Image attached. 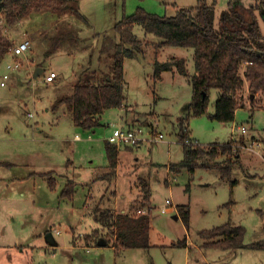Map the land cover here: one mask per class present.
Masks as SVG:
<instances>
[{
	"label": "rangeland",
	"instance_id": "obj_1",
	"mask_svg": "<svg viewBox=\"0 0 264 264\" xmlns=\"http://www.w3.org/2000/svg\"><path fill=\"white\" fill-rule=\"evenodd\" d=\"M77 1L81 17L72 12H49L43 20L35 13V20L41 21L36 28L29 22L32 18L13 26L3 25L12 41L18 43L27 37L32 46L21 57L23 67L11 73L7 86L0 85V264H264V249L207 248L200 235L203 229L231 221L245 227V243L264 238V108L252 102L256 96L251 98L245 91L247 105L237 109L234 121L211 120L208 115L190 118L191 137L202 144L228 142L236 137L247 144L241 147L240 162L229 177H222L214 167L199 166L193 174L187 168L175 172L169 167L184 157L178 130L181 117L189 111L192 85L180 72H166L162 81L154 83L153 62L156 56L161 61L185 57L188 71L194 73L193 47L169 45L155 51L150 45L145 54L126 58L125 105L132 109L129 116L138 111L146 113L152 118L142 124L146 137L152 138L149 130L153 125L164 138L145 140L134 148L121 146L112 180L96 176L108 171L106 142L114 124H125L122 108L107 109L102 114L104 124L92 130L77 127L65 106L53 108L57 97L71 92L74 69L87 65L93 53L98 63V53L107 45L106 36L116 35L117 21L138 7L159 15H174L180 8L195 6L197 0ZM230 1L242 7L255 2L216 0L217 24ZM256 13L264 33V18L259 11ZM25 27L30 32H25ZM62 29L72 31L76 42L68 41L58 52L46 56L53 35ZM134 31L139 39H161L146 34L141 24H136ZM37 65L46 71L35 77L33 69ZM5 66L4 60L0 72L6 70ZM29 66L32 71L27 73ZM94 66H89L90 70ZM51 70L58 76L48 83L46 74ZM219 94V89H211L210 113L215 110ZM240 126L248 132L242 133ZM76 134L82 139L76 140ZM225 158L219 156L211 163ZM51 170L57 177L54 187L50 186L52 178L46 180L41 174ZM141 178L151 184L152 246L117 251L112 243H86L85 236L98 226L92 211L101 197L104 206L126 212L136 198L142 199L137 186ZM68 179L74 181L72 198L62 196ZM233 180L237 184L232 185ZM114 190L116 197L112 195ZM166 199L172 201L169 213L161 210ZM181 205L189 206V226L179 215ZM48 232L54 235L56 244L49 241ZM184 240L187 244L179 245Z\"/></svg>",
	"mask_w": 264,
	"mask_h": 264
},
{
	"label": "trees",
	"instance_id": "obj_2",
	"mask_svg": "<svg viewBox=\"0 0 264 264\" xmlns=\"http://www.w3.org/2000/svg\"><path fill=\"white\" fill-rule=\"evenodd\" d=\"M77 0H1L0 16V63L11 51L14 41L5 33L4 23L13 26L23 18L36 12H54L65 14L72 12L79 17L82 13ZM216 0H197L193 7L177 10L174 15H159L142 7L125 15L114 25L115 36H106L107 45L98 53V63L93 54L87 65L80 64L75 71V77L70 93L60 95L53 103L57 109L65 106L72 114L76 126L83 129H94L102 125L101 115L110 108H121L127 97L125 95V60L145 54L146 47L152 45L155 51L163 46H182L194 48L195 71L189 74L187 59L172 57L161 61L155 57L154 81L161 78L162 72L177 70L189 78L192 85V99L189 111L179 121L178 135L184 148V157L170 164L175 172L187 168L193 172L199 166L214 167L221 172L222 177H229L235 165L241 159V147L247 144L237 139L223 143L201 144L189 133V121L192 117L208 115L211 120L231 122L235 120L238 108L245 107V91L249 97L259 94L252 102L264 108V33L256 11L264 18V0H255L253 4L242 7L230 1L216 23ZM136 24H141L146 34L153 33L160 37L159 41L139 39L134 31ZM68 41L76 42L72 31L60 30L53 35L50 47L45 51L46 56L58 51L60 46ZM258 51L260 54H258ZM106 60V63L103 61ZM109 61V62H108ZM90 70L89 66L94 65ZM220 91L215 101L214 112H209L211 89ZM258 106V105H254ZM1 112V106H0ZM146 122V121H144ZM108 171L106 175L113 178L119 161V147L106 142ZM225 156L221 162L211 163V159ZM48 176L50 186H56L52 171L42 172ZM104 175V176H106ZM107 177V176H106ZM105 177V179H107ZM232 185L237 184L233 180ZM74 181L68 180L62 191V196L72 198ZM138 188L142 195L141 201L131 204L126 212H119L104 206V197L93 208L92 216L97 227L86 236V243L98 244L101 238L106 245L112 243L115 250L128 248L151 247V184L147 178H141ZM232 200L228 202L230 204ZM138 204L140 206H138ZM146 207L147 209H142ZM179 215L186 226L190 222L188 205L178 206ZM246 229L243 225L227 221L222 225L203 229L200 235L205 239L207 248L237 249L251 247L264 249V238L250 244L244 242ZM186 240L179 245H185Z\"/></svg>",
	"mask_w": 264,
	"mask_h": 264
},
{
	"label": "built area",
	"instance_id": "obj_3",
	"mask_svg": "<svg viewBox=\"0 0 264 264\" xmlns=\"http://www.w3.org/2000/svg\"><path fill=\"white\" fill-rule=\"evenodd\" d=\"M2 17L0 16V24H2ZM32 46V41L29 38H24L22 41L18 43H14L13 47L11 48V51L9 52L12 55V60L8 61L6 63L5 69L0 72V85L1 86H7L11 73L13 71H17L23 67V60L22 56L25 54L28 50H30ZM57 77V73L54 70H51L47 72L46 74V82L51 83L53 82ZM151 130H149L150 133H152V138L148 139L147 131L145 127L142 124H134V125H116L114 124L113 132L108 137V140L116 144L118 146H136L140 145L145 140H161L164 138V135L161 132H158L156 130V127L153 125H150ZM242 133H247L248 129L245 126H240ZM79 137V135H76ZM255 140V139H254ZM255 143H257L255 141ZM247 146V145H246ZM243 146V147H246ZM255 150V149H254ZM172 201L169 199H166L165 206L161 209L163 213H169L171 210H173V207H171ZM90 251V249H88Z\"/></svg>",
	"mask_w": 264,
	"mask_h": 264
},
{
	"label": "crops",
	"instance_id": "obj_4",
	"mask_svg": "<svg viewBox=\"0 0 264 264\" xmlns=\"http://www.w3.org/2000/svg\"><path fill=\"white\" fill-rule=\"evenodd\" d=\"M35 13L36 12H33V13H31L29 16H27V17H25V18H23L19 23L21 24V23H23V22H25V20L28 18V19H31V21H29V22H31V24H32V26L34 27V28H36V26L38 25V26H40L39 25V22H41L40 20H39V18H37L36 20H35ZM49 12L48 11H46V12H42V13H38V14H41V16L43 17V20H44V18H45V16H47V15H49L48 14ZM31 16V17H30ZM30 17V18H29ZM46 19V18H45ZM42 20V22H44ZM261 24V23H260ZM262 27V26H261ZM33 29V28H32ZM24 31L25 32H30V29L28 30L26 27L24 28ZM156 42V41H155ZM58 52V51H57ZM139 57V56H138ZM185 58V57H184ZM10 59H12V55L10 54V53H8L6 56H5V58L3 59V61L5 60V63H7L8 61H10ZM2 61V62H3ZM2 62L0 63V66H1V64H2ZM37 66H41V65H37ZM36 66V67H37ZM35 67V68H36ZM41 67H44V66H41ZM35 68L33 69V71H35ZM45 68V67H44ZM187 69H188V60H187ZM1 70V69H0ZM20 70V69H19ZM18 71V70H17ZM31 72L32 71V69H31V67L29 66V69H27V73L28 72ZM45 71H46V68H45ZM44 71V72H45ZM43 72V73H44ZM166 72H173V73H175V72H178L177 70H168V71H164V72H162V75H161V78L160 79H158L157 81H162L163 80V77H164V74L166 73ZM189 72V71H188ZM16 73H18V72H16ZM34 73V72H33ZM32 74V73H31ZM189 74H192L191 72H189ZM74 75H75V69H74ZM58 76V75H57ZM57 78V77H56ZM55 81V80H54ZM157 81H154V83H156ZM259 94H257V95H255L256 97L258 96ZM127 97V96H126ZM251 98H254V95L251 97ZM252 101L254 100V99H251ZM122 108V111L124 112L123 114H122V119H123V121H124V123L125 124H121V125H134V124H137V123H140V124H145L146 122H147V120H152V118H150L149 119V116L146 114V113H142V111H138L137 112V114L135 115V113H134V115L133 116H129V113L130 112H132V109L128 106V105H125V103H124V105L121 107ZM263 109V108H262ZM69 112V111H68ZM140 113V114H139ZM71 114V113H70ZM182 118H184V117H181V119ZM101 119H102V115H101ZM180 119V120H181ZM157 120V119H156ZM144 121H146V122H144ZM101 122L104 124V122L101 120ZM108 125L110 124L109 122L107 123ZM118 124V123H117ZM110 126V125H109ZM78 127V126H77ZM189 133H190V136H191V130H190V121H189ZM89 130H92V129H89ZM76 135H79V137H75V139L76 140H81L82 139V136L80 135V134H76ZM252 135H254V134H252ZM194 139V138H193ZM235 139H237V137L236 138H232V139H230V141L231 140H235ZM195 140H197L196 138H195ZM199 143H201L199 140H197ZM229 142V141H228ZM211 143H220V142H211ZM221 143H223V142H221ZM202 144V143H201ZM204 144V143H203ZM206 144H209V143H206ZM123 146H125V148H134V147H132V146H126V145H123ZM119 147V156H120V148H121V146H118ZM136 147V146H135ZM118 163H119V161H118ZM11 164H13V163H11ZM117 166H118V164H117ZM106 167H107V169H108V163H107V165H106ZM169 167H170V165H169ZM117 168V167H116ZM115 168V169H116ZM109 170V169H108ZM52 171V173H54V170H51ZM45 173V172H44ZM106 173L107 172H105V173H103L102 175L101 174H98L97 176H96V179H105V177L106 176H104V174L106 175ZM53 176V178H55L56 177V175H52ZM42 177L44 178V179H46V180H48V176H43L42 175ZM114 177V176H113ZM20 177H17V179H19ZM57 178V177H56ZM55 178V180L57 181V179ZM107 179H108V177H106ZM15 179V178H14ZM113 178H111V179H108V180H112ZM69 180V179H68ZM73 181V180H72ZM67 183V182H66ZM139 194L141 195V193H140V190H139ZM112 195L113 196H117V193H116V191L114 190V191H112ZM91 196V195H90ZM103 197V196H102ZM101 197V198H102ZM140 198V197H139ZM134 203V202H133ZM131 206V205H130ZM178 217V216H177ZM49 233V232H48ZM47 233V234H48ZM150 234H151V231H150ZM52 237H53V241H51L53 244H56V238L54 237V235L52 234ZM50 241V240H49ZM151 241V240H150ZM186 244H187V241H186ZM151 246H152V244H151Z\"/></svg>",
	"mask_w": 264,
	"mask_h": 264
},
{
	"label": "water",
	"instance_id": "obj_5",
	"mask_svg": "<svg viewBox=\"0 0 264 264\" xmlns=\"http://www.w3.org/2000/svg\"><path fill=\"white\" fill-rule=\"evenodd\" d=\"M0 1H1V0H0ZM258 54H260L259 51H258ZM44 71H45V68H44V67L37 66V67L35 68V71H34V76L37 77V76L41 75ZM47 237H48V239H49L50 241H53V237H52V233H51V232H49V233L47 234ZM106 243H107V242H106V240H105L104 238H101V239L99 240V242H98V244L101 245V246H105Z\"/></svg>",
	"mask_w": 264,
	"mask_h": 264
}]
</instances>
